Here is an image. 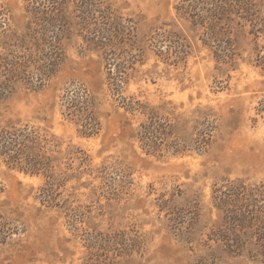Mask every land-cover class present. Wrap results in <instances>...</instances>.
<instances>
[{
  "label": "rangeland",
  "instance_id": "rangeland-1",
  "mask_svg": "<svg viewBox=\"0 0 264 264\" xmlns=\"http://www.w3.org/2000/svg\"><path fill=\"white\" fill-rule=\"evenodd\" d=\"M40 1L0 0V62L23 58L31 84L0 97V125L38 129L52 159L46 175L0 156V264H264L212 232L216 189L264 193V0H69L59 36ZM89 10L91 28L77 17ZM104 11L130 30L108 53L91 41ZM80 87L98 120L89 135L65 116ZM151 110L179 150L141 147Z\"/></svg>",
  "mask_w": 264,
  "mask_h": 264
},
{
  "label": "trees",
  "instance_id": "trees-1",
  "mask_svg": "<svg viewBox=\"0 0 264 264\" xmlns=\"http://www.w3.org/2000/svg\"><path fill=\"white\" fill-rule=\"evenodd\" d=\"M69 0H41L40 5L42 12L47 14L45 10L49 9L52 14H47L48 18H53L57 27L56 36L64 32L68 24L65 20L58 25L62 17L67 16V2ZM33 2V0H31ZM30 6V5H29ZM50 6V8H48ZM30 9V7H28ZM39 8V9H40ZM80 10L79 8H75ZM41 10L36 13H40ZM100 20L97 26L92 30L93 37L91 41L96 43L100 49L108 53L117 43H121L128 38L119 24L114 26L115 22L111 12H100ZM46 16V15H45ZM53 16V17H52ZM78 18L90 25L98 20L94 17V13L89 10L85 15H77ZM94 20V21H93ZM117 24V23H116ZM91 28V27H90ZM121 40V41H120ZM3 59L0 62V72L3 80L0 78V97L15 84L17 80L30 84L27 78L21 73L26 71L27 65L23 58ZM2 68V69H1ZM40 81L42 77L48 76L49 72L39 69ZM26 74V73H24ZM39 79V78H38ZM31 85V84H30ZM65 116L80 126V131L85 135H89L97 130L98 120L92 107V101L88 91L83 88H77L66 98ZM137 110V109H136ZM147 119L139 125V129L135 132V138L139 141L142 148L148 152H156L165 146L171 145L179 150L181 144L177 140L168 142L165 134L171 131L174 125L167 122L168 119L163 118L151 110ZM44 135V134H43ZM38 129L24 125L16 126L13 124L0 125V156L5 162L13 167L19 168L30 173L46 174L50 170L51 158L45 156V152H41V142L47 140L46 135L43 136ZM210 134H205L196 147L198 150L203 149L208 144ZM169 143V144H167ZM214 198L218 201V207L221 211V219L215 225L212 232L216 240L221 242L223 250L231 255H237L243 250L250 248L255 249L256 253L264 255V193L263 190L251 187L243 181H227L221 188L215 190ZM104 249V247H103Z\"/></svg>",
  "mask_w": 264,
  "mask_h": 264
}]
</instances>
